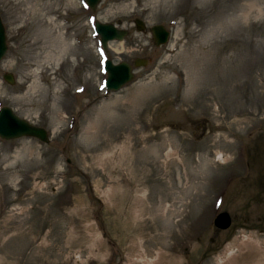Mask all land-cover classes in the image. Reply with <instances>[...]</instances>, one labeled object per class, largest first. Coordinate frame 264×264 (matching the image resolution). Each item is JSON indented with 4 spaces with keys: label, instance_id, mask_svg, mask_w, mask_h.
<instances>
[{
    "label": "rangeland",
    "instance_id": "rangeland-1",
    "mask_svg": "<svg viewBox=\"0 0 264 264\" xmlns=\"http://www.w3.org/2000/svg\"><path fill=\"white\" fill-rule=\"evenodd\" d=\"M0 19V107L50 134L0 138V264H264V0H0ZM94 21L127 34L103 49ZM105 58L132 81L106 92Z\"/></svg>",
    "mask_w": 264,
    "mask_h": 264
},
{
    "label": "water",
    "instance_id": "water-1",
    "mask_svg": "<svg viewBox=\"0 0 264 264\" xmlns=\"http://www.w3.org/2000/svg\"><path fill=\"white\" fill-rule=\"evenodd\" d=\"M100 0H86L87 5L92 9H95L97 3ZM1 20V19H0ZM140 20H136L138 29H142ZM95 31L100 35L101 43L103 47H106L107 41L116 39L122 40L127 31L119 29L116 25L111 23L95 22ZM151 34L154 39L155 45L165 43L167 40L168 31L161 24L154 25L151 27ZM6 36L4 27L0 21V59L6 52ZM147 63L146 59H136L134 61L135 66H144ZM107 77L105 80V86L107 91H117L123 85L127 84L133 79L132 65L127 61H122L118 64H113L111 59L105 61L103 66ZM3 78L10 84L15 81L11 73H5ZM33 137L37 138L42 142H48L49 136L45 128L33 125L25 119L16 115L13 110L8 106H2L0 108V137L6 140L15 139L19 137ZM231 223L230 216L226 211L220 212L214 218V225L219 229H226Z\"/></svg>",
    "mask_w": 264,
    "mask_h": 264
},
{
    "label": "bare ground",
    "instance_id": "bare-ground-1",
    "mask_svg": "<svg viewBox=\"0 0 264 264\" xmlns=\"http://www.w3.org/2000/svg\"><path fill=\"white\" fill-rule=\"evenodd\" d=\"M218 160L219 161H221V162H224L225 160H226V157H224V156H222L221 154H219L218 155ZM243 239H247L246 237L245 238H243ZM228 258L229 257H232L233 255H232V253L231 252H229L228 253ZM147 262H146V264H155L156 262H155V258L154 259H149V260H146ZM223 260H220V261H218V263H221Z\"/></svg>",
    "mask_w": 264,
    "mask_h": 264
},
{
    "label": "flooded vegetation",
    "instance_id": "flooded-vegetation-1",
    "mask_svg": "<svg viewBox=\"0 0 264 264\" xmlns=\"http://www.w3.org/2000/svg\"><path fill=\"white\" fill-rule=\"evenodd\" d=\"M153 41V40H152Z\"/></svg>",
    "mask_w": 264,
    "mask_h": 264
}]
</instances>
